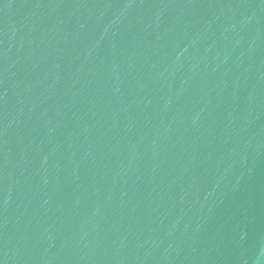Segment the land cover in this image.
I'll return each mask as SVG.
<instances>
[{"label":"water","instance_id":"obj_1","mask_svg":"<svg viewBox=\"0 0 264 264\" xmlns=\"http://www.w3.org/2000/svg\"><path fill=\"white\" fill-rule=\"evenodd\" d=\"M0 264H264V0H0Z\"/></svg>","mask_w":264,"mask_h":264}]
</instances>
